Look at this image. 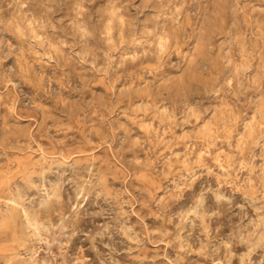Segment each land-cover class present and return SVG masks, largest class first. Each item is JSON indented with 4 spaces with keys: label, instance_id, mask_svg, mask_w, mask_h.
<instances>
[{
    "label": "rangeland",
    "instance_id": "374dc122",
    "mask_svg": "<svg viewBox=\"0 0 264 264\" xmlns=\"http://www.w3.org/2000/svg\"><path fill=\"white\" fill-rule=\"evenodd\" d=\"M0 264H264V0H0Z\"/></svg>",
    "mask_w": 264,
    "mask_h": 264
},
{
    "label": "bare ground",
    "instance_id": "6f19581e",
    "mask_svg": "<svg viewBox=\"0 0 264 264\" xmlns=\"http://www.w3.org/2000/svg\"><path fill=\"white\" fill-rule=\"evenodd\" d=\"M163 40V39H162ZM53 54V53H52ZM40 59V58H39ZM46 62V61H45ZM44 154V153H43ZM57 183V182H56ZM16 188V187H15ZM21 199V198H20ZM24 204V203H23ZM8 206V205H7ZM27 208V207H26ZM5 212V211H4ZM32 215V214H31ZM35 221V220H34ZM37 230V229H36ZM33 239V238H32ZM29 254V253H28Z\"/></svg>",
    "mask_w": 264,
    "mask_h": 264
}]
</instances>
